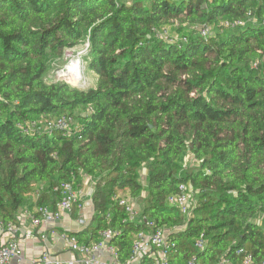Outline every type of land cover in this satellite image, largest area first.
<instances>
[{"label":"trees","instance_id":"1","mask_svg":"<svg viewBox=\"0 0 264 264\" xmlns=\"http://www.w3.org/2000/svg\"><path fill=\"white\" fill-rule=\"evenodd\" d=\"M175 20L216 31L183 33L185 42L153 35ZM86 40L96 86L46 82L48 55ZM62 114L74 135L41 124ZM87 178L93 216L68 232L80 242L111 228L128 259L145 225L118 204L123 190L171 229L173 264H238L246 254L264 264V0H0V219L18 222L35 202L55 210L53 186L81 190ZM181 184L193 193L189 216L168 202Z\"/></svg>","mask_w":264,"mask_h":264},{"label":"built area","instance_id":"2","mask_svg":"<svg viewBox=\"0 0 264 264\" xmlns=\"http://www.w3.org/2000/svg\"><path fill=\"white\" fill-rule=\"evenodd\" d=\"M213 1L207 0V2ZM177 24L178 21L175 20L166 25L153 27L151 31L157 38L168 42L187 41V36L178 38L175 35L173 29ZM224 24L227 27H234L243 24V21H225ZM198 33L201 37L207 38L212 33V27L202 25ZM88 48L89 43H87ZM40 123L41 119L30 121V128L34 129ZM74 123L73 116L62 114L56 117L45 118L41 124L47 130L61 129L65 130L69 135H74ZM42 191L43 186L36 188L34 191L35 199L41 196ZM52 191L59 194V200L57 201L55 210L48 205H40L35 202L32 208H25L21 211L18 217L23 216L31 220V227L29 229H22L19 221L5 222L0 219V264H11L13 261H23L25 259L28 264H173L172 257L175 250V243L170 239L171 229L156 227L153 220L141 215V209L135 204L134 199L123 190L116 195L118 204L124 208L130 221L137 220L140 217V221L145 225V229L137 232L132 243L130 256L127 260L123 261L119 258L116 246L111 243L115 234V231L111 228L102 230L100 239L91 243L80 242L76 236L70 235L68 232H63L61 237L74 253L82 255L80 258L64 261L49 249H45L36 257L26 258L21 246L22 242L27 237H32L36 234H38L42 241H49L47 231L41 230L42 225L49 224L51 227L62 220L65 213L72 212L81 202L82 191L74 189L71 182L64 181L59 185H55ZM168 202L175 206L184 216H189L194 207L193 193L189 185L181 184L179 191L169 196ZM80 224L84 225L85 221L80 219ZM50 227L48 229H51ZM194 245L197 249H202L205 245V240L200 237L195 241ZM239 253H243V250H240ZM95 254H99L100 256L107 255L108 258H101ZM186 264H201V262L197 257H192ZM217 264L237 263L227 259H221ZM238 264L254 263L251 255L246 254Z\"/></svg>","mask_w":264,"mask_h":264},{"label":"crops","instance_id":"3","mask_svg":"<svg viewBox=\"0 0 264 264\" xmlns=\"http://www.w3.org/2000/svg\"><path fill=\"white\" fill-rule=\"evenodd\" d=\"M148 169L143 167L141 171V182L144 186L147 185ZM82 196L80 204L74 208L70 213H65L63 219L55 223L50 227L49 224H43L41 230L47 231L49 241L45 242L40 239L38 234L27 237L21 244L24 256L26 258L36 257L40 255L45 249H49L53 254L59 257L61 260H70L73 258H80L82 255L74 253L65 240L61 237L63 232H77L84 229L90 222L94 213V204L91 198L93 186L90 184V180L87 178L84 181V186L81 189ZM135 204L141 209V203L138 199H134ZM260 224L264 227V213L258 215ZM80 219L85 221L84 225L80 224ZM19 224L22 229H29L31 227V220L20 216ZM50 227L51 229H48ZM55 231V233H53ZM96 255V254H95ZM96 256H100L97 254ZM101 258H108L107 255L100 256ZM173 261V257H172ZM11 264H28L27 260L13 261Z\"/></svg>","mask_w":264,"mask_h":264},{"label":"rangeland","instance_id":"4","mask_svg":"<svg viewBox=\"0 0 264 264\" xmlns=\"http://www.w3.org/2000/svg\"><path fill=\"white\" fill-rule=\"evenodd\" d=\"M125 1L131 2L133 0H125ZM181 24L182 22L178 21V24L175 25L173 29L175 35L178 38H180L183 33H193L195 31L198 32L202 27V24L199 21L198 23L183 22V24L182 25ZM214 31H216V28L214 29L212 27V34L215 33ZM87 43L89 42L86 40L76 45L73 48L66 49L63 57L61 58L59 57L57 58L49 54L47 57L49 68L46 74L44 75L45 81L48 83L64 81V82L69 83L72 86L83 88V89L88 88V87H95L98 77H97L96 72L90 68L89 63L86 58L87 51H88ZM76 60L80 64L79 65L80 72L82 75V78L80 80L78 79L75 80L72 74L68 72V68ZM76 126H77V123L75 121L74 127ZM185 159L187 160L188 165L194 162V158L192 157L191 154H187V157ZM90 184L92 183L90 182Z\"/></svg>","mask_w":264,"mask_h":264},{"label":"bare ground","instance_id":"5","mask_svg":"<svg viewBox=\"0 0 264 264\" xmlns=\"http://www.w3.org/2000/svg\"><path fill=\"white\" fill-rule=\"evenodd\" d=\"M81 61V60H80ZM71 64V63H70ZM80 64L78 61H74L70 67L68 68V72L72 74L75 80H80L82 78L81 72H80ZM66 74V73H65Z\"/></svg>","mask_w":264,"mask_h":264}]
</instances>
